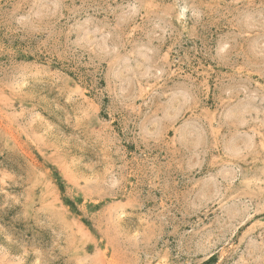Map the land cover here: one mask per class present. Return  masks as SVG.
<instances>
[{"label":"rangeland","instance_id":"374dc122","mask_svg":"<svg viewBox=\"0 0 264 264\" xmlns=\"http://www.w3.org/2000/svg\"><path fill=\"white\" fill-rule=\"evenodd\" d=\"M0 264H264V0H0Z\"/></svg>","mask_w":264,"mask_h":264}]
</instances>
